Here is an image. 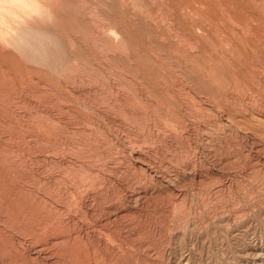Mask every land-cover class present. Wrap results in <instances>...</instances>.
<instances>
[{
  "label": "rangeland",
  "instance_id": "rangeland-1",
  "mask_svg": "<svg viewBox=\"0 0 264 264\" xmlns=\"http://www.w3.org/2000/svg\"><path fill=\"white\" fill-rule=\"evenodd\" d=\"M0 264H264V0H0Z\"/></svg>",
  "mask_w": 264,
  "mask_h": 264
},
{
  "label": "bare ground",
  "instance_id": "bare-ground-1",
  "mask_svg": "<svg viewBox=\"0 0 264 264\" xmlns=\"http://www.w3.org/2000/svg\"><path fill=\"white\" fill-rule=\"evenodd\" d=\"M200 112V111H199ZM178 121V120H177ZM256 122V121H255ZM178 124V123H177ZM150 139V138H149ZM96 148V147H95ZM141 151V150H140ZM134 154V153H133ZM91 155V154H90ZM145 155V154H144ZM135 157V156H134ZM138 157V156H137ZM136 157V158H137ZM145 158V157H144ZM143 158V159H144ZM147 158V157H146ZM149 158V157H148ZM141 159V158H140ZM139 158H137V160H140ZM86 161V160H85ZM136 161V160H135ZM137 162V161H136ZM140 162V161H139ZM150 163V162H149ZM145 165V164H144ZM150 166L151 164H147V166ZM54 166V165H53ZM68 166V165H67ZM146 166V165H145ZM150 167H152V166H150ZM153 168V167H152ZM151 169V168H150ZM78 181V180H77ZM134 193V192H133ZM136 198V197H135ZM145 198V197H144ZM146 199V198H145ZM84 201V200H83ZM87 201V200H86ZM212 201V200H211ZM88 203V202H87ZM86 204V203H85ZM92 204V203H91ZM82 205V204H81ZM90 205V204H89ZM218 207V206H217ZM89 208V207H88ZM88 208H86V209H88ZM91 209V208H90ZM95 209V208H94ZM95 210H97V208L95 209ZM100 210V209H99ZM57 211V210H56ZM92 211V210H91ZM90 211V212H91ZM88 211L86 210V213H87ZM98 212V211H97ZM95 213V212H94ZM57 215V214H56ZM122 216V215H121ZM120 218V217H119ZM100 222V221H99ZM81 224V223H80ZM86 224V223H85ZM87 225V224H86ZM103 226V225H102ZM259 248V247H258ZM35 249V248H34ZM38 250V249H37ZM262 250V249H261ZM43 251V250H42ZM37 252V251H36ZM260 254V253H259ZM39 256H40V254H39ZM41 258V257H40ZM261 258H263V257H261ZM253 263H255V262H253Z\"/></svg>",
  "mask_w": 264,
  "mask_h": 264
}]
</instances>
